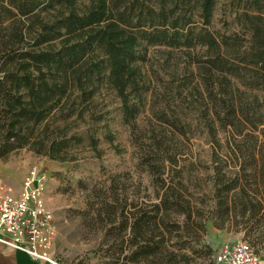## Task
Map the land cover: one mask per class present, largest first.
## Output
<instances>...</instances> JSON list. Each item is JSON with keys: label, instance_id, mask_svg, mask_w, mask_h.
Listing matches in <instances>:
<instances>
[{"label": "trees", "instance_id": "1", "mask_svg": "<svg viewBox=\"0 0 264 264\" xmlns=\"http://www.w3.org/2000/svg\"><path fill=\"white\" fill-rule=\"evenodd\" d=\"M238 1L245 4L250 46L239 35L211 29L217 0H0V160L22 149L67 159L70 141L79 143L81 138H50L46 122L75 103L74 90L80 92L81 103L87 102L96 91L95 77L108 72L109 83L122 100L124 118L131 122L148 89L136 65L146 59L140 48L145 43L188 50L202 46L205 57L191 58L202 69L215 102L218 127L210 125V133L218 144V130L226 133L229 156L244 169L230 183L221 178L217 191L219 197L225 192L226 200L238 198L241 211L250 214L242 221L243 239L264 257L257 247L264 246V142L253 119L244 115L246 107L249 112V105L259 99L254 95L243 100L238 86L264 92V0ZM159 160L158 153L143 157L155 181L164 186L165 165ZM163 202L170 206L167 199ZM130 205L134 210L126 199L121 206L120 239L121 244L131 243L132 261L158 260L167 247L166 232L187 230L192 240H201L203 222L159 217V204L150 210ZM109 209L113 215L117 212L113 205ZM226 209L230 211L231 205ZM174 255L168 252L169 264H178Z\"/></svg>", "mask_w": 264, "mask_h": 264}, {"label": "rangeland", "instance_id": "2", "mask_svg": "<svg viewBox=\"0 0 264 264\" xmlns=\"http://www.w3.org/2000/svg\"><path fill=\"white\" fill-rule=\"evenodd\" d=\"M244 7L238 0H217L211 29L239 35L250 46L252 32L243 16ZM140 52L146 59L136 65L148 89L143 91L144 104L135 120L126 122L122 100L110 85L107 72L95 77L96 91L91 99L81 103L80 92L74 90L71 101L75 103L56 111L46 122L50 138H81L79 143L70 141L67 159L22 149L2 160L5 163L29 153L33 155L29 168L40 163L48 170L46 199L55 214L53 256L59 264H169L170 251L178 264H213L223 243L245 238L242 221L251 218L250 214L241 211L238 198L226 200V193L219 197L217 191L221 178L230 183L244 169L230 158L226 133L218 130L220 144L210 133V125L218 127L215 102L202 69L191 58H204L205 48L145 43ZM238 86L243 100L258 96L259 102L249 105V112L247 106L244 115L253 119L256 134L264 142V92ZM247 127L250 129L249 123ZM154 153L165 165L164 186L143 163V157ZM126 199L128 207L134 203L150 210L159 204V217L180 222L190 217L192 222H203L201 240H192L187 230L166 232L167 247L158 260L132 261L131 243L121 244L120 239L121 206ZM229 204L231 210L227 211ZM110 205L117 210L114 215ZM115 217L118 221L111 223ZM257 247L264 254V246Z\"/></svg>", "mask_w": 264, "mask_h": 264}, {"label": "built area", "instance_id": "3", "mask_svg": "<svg viewBox=\"0 0 264 264\" xmlns=\"http://www.w3.org/2000/svg\"><path fill=\"white\" fill-rule=\"evenodd\" d=\"M50 175L40 163L25 173L20 191L0 177V242L25 251L33 259L59 264L53 256L54 211L46 199ZM216 264H261V257L243 238L223 243Z\"/></svg>", "mask_w": 264, "mask_h": 264}, {"label": "crops", "instance_id": "4", "mask_svg": "<svg viewBox=\"0 0 264 264\" xmlns=\"http://www.w3.org/2000/svg\"><path fill=\"white\" fill-rule=\"evenodd\" d=\"M32 159H33L32 154L21 153V156L19 158L10 159V161L8 162L4 163L2 160H0V176H2L6 182L11 184L16 192L20 191L21 189L23 177L27 172ZM238 238H242V237H237V239ZM0 264H52V263L35 260L25 251H22L11 245H7L5 243L0 242ZM261 264H264V257H261Z\"/></svg>", "mask_w": 264, "mask_h": 264}]
</instances>
